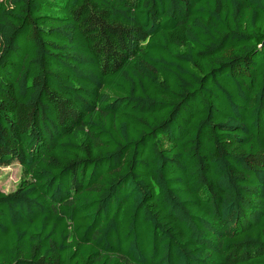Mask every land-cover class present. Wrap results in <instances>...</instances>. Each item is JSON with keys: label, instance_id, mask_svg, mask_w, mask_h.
Here are the masks:
<instances>
[{"label": "trees", "instance_id": "16d2710c", "mask_svg": "<svg viewBox=\"0 0 264 264\" xmlns=\"http://www.w3.org/2000/svg\"><path fill=\"white\" fill-rule=\"evenodd\" d=\"M0 264H264V0H0Z\"/></svg>", "mask_w": 264, "mask_h": 264}, {"label": "rangeland", "instance_id": "374dc122", "mask_svg": "<svg viewBox=\"0 0 264 264\" xmlns=\"http://www.w3.org/2000/svg\"><path fill=\"white\" fill-rule=\"evenodd\" d=\"M23 179L22 168L14 163L10 166L0 167V189L7 193L16 189Z\"/></svg>", "mask_w": 264, "mask_h": 264}]
</instances>
